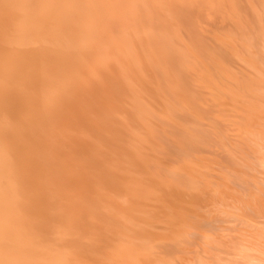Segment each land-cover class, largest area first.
I'll return each instance as SVG.
<instances>
[{
    "label": "bare ground",
    "instance_id": "1",
    "mask_svg": "<svg viewBox=\"0 0 264 264\" xmlns=\"http://www.w3.org/2000/svg\"><path fill=\"white\" fill-rule=\"evenodd\" d=\"M235 46L264 0H0V264H264Z\"/></svg>",
    "mask_w": 264,
    "mask_h": 264
},
{
    "label": "rangeland",
    "instance_id": "2",
    "mask_svg": "<svg viewBox=\"0 0 264 264\" xmlns=\"http://www.w3.org/2000/svg\"><path fill=\"white\" fill-rule=\"evenodd\" d=\"M221 27L224 28L225 26H221ZM251 34L249 35V37H251L253 35V34L252 35ZM237 35H238V37H241L240 31H238V30H237V32L235 31L234 33H232V35L230 36L232 40L235 39L234 40V44L236 42V37H234V36H237ZM244 43L246 44L247 41L246 40H243V39H240L239 42H238V44L241 45V46L242 45L244 46ZM248 43H249V41H248ZM232 46H234L233 43H232ZM251 46L252 47L250 48V51L248 50L247 53L248 54H251V55H255V53H256L255 50H257L256 49L257 47H253V42H252ZM235 49H236V46H235ZM235 56H236V58L238 60L244 61L247 64V66L244 69L245 70L244 73L246 74V76H250L253 79L252 81H249V86H251L254 89H257L258 92L264 90V56H261V57H258L257 56L254 61H252V62L251 61L250 62H246V59L244 58L242 52L238 51L237 49H236V52H235ZM230 77H231V74H230ZM219 85L220 84L217 83V86H219ZM212 90L214 91V89H212ZM237 91L238 90L234 88L231 91H227L225 94H223V97L226 96L227 98H231L232 100H238L239 99L238 98L239 97V94H238ZM216 94L218 95V93H216ZM220 97L222 98L221 99V107H222L221 109L222 110L217 111V113H218L217 116L219 117V115H221V114H224L225 116H232V114H230L231 111H229V110L225 111V109H224V108L227 109V108L230 107L228 105L229 104L228 103V99L226 97L223 98L221 95H220ZM246 105L247 106H245V107L248 110L252 111L253 112V116L256 117V118H254L252 116V119L253 120H251L249 122V123H251L250 124L251 127L248 129L245 126L243 127V126H237V125H235L236 128H237V131H235L234 129L233 130L230 129V130L232 131L231 132L232 134H234V132H236V134H242V137H244L246 139L249 138L247 136V134L250 135L251 137L249 139H251L252 141L249 142L248 140H246V143H250V144L253 145L252 146V148H253V150H252L253 152L252 153H254L255 156L256 155L258 156V157H256V159L259 158L258 160L264 161V105H262L261 103H258L256 101H252L250 99L248 100V103ZM218 117H216V118H218ZM236 117H238V116L237 115L232 116V118H236ZM253 121L258 122L259 123V126L258 127L263 129L262 131L260 130V135L257 136L258 138H255L256 136L255 135H252L253 134L252 133V130L255 127V124L254 123L252 125V122ZM255 131H259V130L257 129ZM218 141L219 142L222 141V145L224 144L225 147L227 146V143L225 141V138H223L222 136H220V139L218 138ZM215 148H216V151H218L219 156H222V157H227L228 156L227 158H231L230 153H229V151L227 149H225V148H223V147H221V146H219L217 144H216ZM203 160L206 161L205 159H202L201 161H203ZM202 166L204 168L207 167L210 172L211 171H218V169L216 167L211 166L210 164H207V163H205ZM227 176L230 177V178H232V179L233 178L234 179L241 178V176H239V174H234V173L228 174Z\"/></svg>",
    "mask_w": 264,
    "mask_h": 264
}]
</instances>
